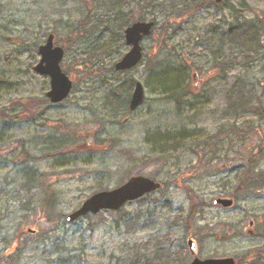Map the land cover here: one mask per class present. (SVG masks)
I'll return each mask as SVG.
<instances>
[{"label":"rangeland","instance_id":"374dc122","mask_svg":"<svg viewBox=\"0 0 264 264\" xmlns=\"http://www.w3.org/2000/svg\"><path fill=\"white\" fill-rule=\"evenodd\" d=\"M107 3L0 0V264H180L193 257L191 238L199 259H264V188L242 187L247 168L264 175V153L251 154L264 128L257 116L224 113L238 80L263 74L224 35L264 17V0H125L130 22L154 21L142 62L125 72L113 69L129 47L123 31L111 35L117 20ZM89 10L90 31L71 33ZM107 33L110 45L91 51ZM49 34L72 81L58 104L45 99L48 78L32 69ZM222 58L231 60L225 72ZM136 81L145 97L130 111ZM153 173L162 192L66 221L92 193ZM232 194L231 208L212 204Z\"/></svg>","mask_w":264,"mask_h":264},{"label":"trees","instance_id":"16d2710c","mask_svg":"<svg viewBox=\"0 0 264 264\" xmlns=\"http://www.w3.org/2000/svg\"><path fill=\"white\" fill-rule=\"evenodd\" d=\"M104 1L105 2L108 1L106 7L111 13H114V17H116L117 20L115 21L117 30L115 32H111V35L122 36L121 32L123 31V29L131 23L130 22L131 19H129L131 14L122 13L120 11V6H123L125 0H119V4L118 1L116 0H104ZM198 5L199 3L197 4V6ZM88 12L89 15L88 14L86 15V20L80 22L77 28L71 33H76L77 30H81L83 34H87L90 31V29L87 28L86 25L89 20H92L90 17L92 11L89 10ZM139 20H145V19L141 18ZM100 34L98 35L99 38L102 37L104 39H107V41L99 40L98 42L95 43L91 51L104 50L106 47L110 45L111 41L113 40L112 36L111 37L108 36L110 35V33H107V35H100ZM72 36L77 38L80 35H72ZM226 37L228 38L227 39L228 43L226 44V46H229L230 50H234L235 54L236 55L238 54L237 55L238 57L243 56L245 60L249 57L248 59H251L252 63L248 68L253 70L257 68L259 69L258 72L263 74L260 77L261 79H254L253 81H249V82H247L246 79H244L246 82L238 80L235 87H232V90L235 91V95L234 97H230L231 99H234V101L232 100L227 111H224V113L235 117L240 115L257 116L260 120L261 128H264V86H263L264 84V17H258L256 15V18H253L252 20L249 21L245 20L243 23L237 22L236 24H231L228 27L226 34L224 35V38ZM223 42L224 41H222V43ZM220 48H223V44ZM214 60H215L214 62V66H215L216 60H218V58L215 57ZM230 62L228 63L222 58L219 60L217 66L222 72H225L226 70L223 69H227L229 67ZM240 64L243 65L244 63H240ZM248 68L247 70H249ZM174 76L176 77H174L172 81H174L173 85H175L174 88H176L178 86L177 80L180 78V75L176 74ZM258 81H261L263 83L260 84L261 83L260 82L258 85ZM259 88L263 90L259 91ZM119 92H121V90ZM185 94H187L186 90H185ZM115 100L118 102L117 97H115L113 101L109 100V103L113 107H117V105H115ZM125 103L126 101L124 99V102L122 103L123 106H125ZM113 110L116 109L113 108ZM234 130L240 134L242 133V129H240L239 127H234ZM246 130H252L254 135H256L255 131L258 132V130L253 129V127L249 124H247ZM259 135H260V139L258 141V144H256V147L253 149L251 154H253L254 152H258L259 154L264 153V129H262V132ZM216 143L217 142L213 143L212 145L216 146L217 145ZM207 152L208 150L205 151V154H207ZM249 164L250 165L253 164L252 159H249ZM151 177L153 178L156 177V174L153 173ZM242 187L245 191H249V192L259 191L260 188H264V175L261 173L254 172L252 170V166L247 168L244 173ZM163 190H164V185L159 190V192H162ZM233 196L234 195L232 194V197ZM145 197H149V195ZM139 200L141 199H138L136 201ZM193 211L194 208L190 207L186 221H189L192 218ZM250 263L264 264V259H260L259 254L257 253L253 257H251ZM157 264H161V263H157ZM237 264L240 263L237 262Z\"/></svg>","mask_w":264,"mask_h":264},{"label":"water","instance_id":"95a60500","mask_svg":"<svg viewBox=\"0 0 264 264\" xmlns=\"http://www.w3.org/2000/svg\"><path fill=\"white\" fill-rule=\"evenodd\" d=\"M220 3L223 0H214ZM153 21H136L133 22L124 30L125 42L130 49L122 56V58L114 64L116 71H126L135 67L141 59L140 41L143 37L148 36L151 32ZM54 36L48 35L44 44L38 47L40 55L39 61L33 67V70L44 76L49 77V90L46 92V97L52 103H58L64 100L70 93L72 83L68 76L61 70L60 61L63 57V49L59 46H54ZM143 86L140 82H135L133 92L129 101V109L135 110L143 103ZM160 183L142 176L133 175L129 177L120 186L96 192L90 195L83 201L81 206L67 215L68 221H73L83 217L86 214H96L101 210H118L127 202L133 201L147 193L157 190ZM222 207L232 205V199L219 198L214 201ZM252 222H250L251 224ZM189 249L193 252L194 244L191 240L188 241ZM182 264H236L231 257L225 258H194L189 263Z\"/></svg>","mask_w":264,"mask_h":264},{"label":"bare ground","instance_id":"6f19581e","mask_svg":"<svg viewBox=\"0 0 264 264\" xmlns=\"http://www.w3.org/2000/svg\"><path fill=\"white\" fill-rule=\"evenodd\" d=\"M137 65H138V64H137ZM135 67H136V66H135ZM135 67H133V68H135ZM133 68H132V69H133ZM132 69H131V70H132ZM144 97H145V94H144V88H143V99H144Z\"/></svg>","mask_w":264,"mask_h":264}]
</instances>
